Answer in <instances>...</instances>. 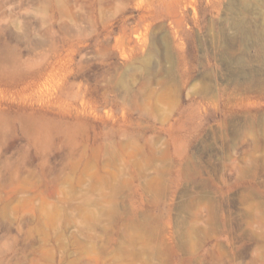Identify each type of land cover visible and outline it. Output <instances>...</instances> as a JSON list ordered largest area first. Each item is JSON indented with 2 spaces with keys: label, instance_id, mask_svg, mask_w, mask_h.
<instances>
[{
  "label": "rangeland",
  "instance_id": "1",
  "mask_svg": "<svg viewBox=\"0 0 264 264\" xmlns=\"http://www.w3.org/2000/svg\"><path fill=\"white\" fill-rule=\"evenodd\" d=\"M0 264H264V0H0Z\"/></svg>",
  "mask_w": 264,
  "mask_h": 264
},
{
  "label": "bare ground",
  "instance_id": "2",
  "mask_svg": "<svg viewBox=\"0 0 264 264\" xmlns=\"http://www.w3.org/2000/svg\"><path fill=\"white\" fill-rule=\"evenodd\" d=\"M233 25H234V24H233ZM238 25H239V24H238ZM235 26H236V24H235ZM237 27L239 28V26H237ZM237 27H236V28H237ZM238 28H237V29H238ZM237 31H238V30H237ZM237 31H236V32H237Z\"/></svg>",
  "mask_w": 264,
  "mask_h": 264
}]
</instances>
